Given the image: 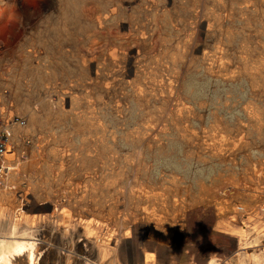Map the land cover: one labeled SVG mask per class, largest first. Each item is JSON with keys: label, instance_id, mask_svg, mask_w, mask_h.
<instances>
[{"label": "rangeland", "instance_id": "374dc122", "mask_svg": "<svg viewBox=\"0 0 264 264\" xmlns=\"http://www.w3.org/2000/svg\"><path fill=\"white\" fill-rule=\"evenodd\" d=\"M0 109L35 264H264V0H0Z\"/></svg>", "mask_w": 264, "mask_h": 264}, {"label": "bare ground", "instance_id": "6f19581e", "mask_svg": "<svg viewBox=\"0 0 264 264\" xmlns=\"http://www.w3.org/2000/svg\"><path fill=\"white\" fill-rule=\"evenodd\" d=\"M95 75H98L97 70ZM15 126L20 127L24 126V124H15ZM9 152L10 153H8L7 150L4 156L12 154L11 150H9ZM4 156L1 158H4ZM3 231L4 229L0 227V264H14L17 262V259H19L18 263L20 264H35L38 258L35 247L36 242L30 239V236L28 238L27 231L25 230L18 233L15 228H11V230H7L5 235L2 233ZM64 237H66V235H64ZM77 242L79 251L83 250V252L87 255L89 254L90 257L98 259L100 255L105 254L104 257H107L105 264H119L116 258V249L113 247V242L110 238L97 243L93 237L87 236ZM148 259L149 257L146 256V264L148 263ZM256 264H258L257 261Z\"/></svg>", "mask_w": 264, "mask_h": 264}, {"label": "built area", "instance_id": "2783aa9c", "mask_svg": "<svg viewBox=\"0 0 264 264\" xmlns=\"http://www.w3.org/2000/svg\"><path fill=\"white\" fill-rule=\"evenodd\" d=\"M15 124L23 125L24 122H20L16 117L6 116L0 109V158L4 156L7 150L10 153V140L12 138L10 131Z\"/></svg>", "mask_w": 264, "mask_h": 264}]
</instances>
